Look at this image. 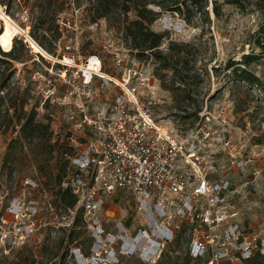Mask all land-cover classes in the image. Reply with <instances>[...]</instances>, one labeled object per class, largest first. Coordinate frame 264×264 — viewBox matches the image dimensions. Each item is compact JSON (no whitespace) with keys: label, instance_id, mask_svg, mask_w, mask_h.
<instances>
[{"label":"rangeland","instance_id":"1","mask_svg":"<svg viewBox=\"0 0 264 264\" xmlns=\"http://www.w3.org/2000/svg\"><path fill=\"white\" fill-rule=\"evenodd\" d=\"M69 1L56 16L61 36L51 44L49 55L30 38L31 14L35 9L25 4L24 0H14L9 7L1 4V26L6 31H15L27 44L25 48H19L17 59L11 62L9 72L12 69L14 72L9 80L10 92L14 93L18 88V92L22 94L27 89L29 103L26 108L36 104L38 119L52 122L54 118H59V122H67L64 114H68V111L62 105L63 77L66 75L69 78L76 72V68L69 67L79 66L88 73L95 70L104 76L99 70V59L103 71L108 73H113L117 68L116 61L119 58L129 60L128 65L136 60L151 69L158 80V97L152 107L153 117L162 124L173 122L175 125L186 126L196 120L194 117L181 118L179 106L183 105L180 100V94L183 93L176 89L179 84L174 82L189 74L187 83L180 85L195 99L191 101L188 112L199 105L203 106L206 100L211 103L220 101L228 106L232 126L231 153L238 159L249 160L245 172H241L236 166L224 172L232 182L228 203L237 212V217L244 226L262 230L263 234L264 88L235 80L231 68L227 69L226 66L229 61L238 62L242 54L256 49V40L264 37V11L260 12L249 3H245L244 8H239L226 0H208L205 8L208 19L196 12L189 23L179 14L162 13L151 25L154 31L164 34L159 49L163 54H174L183 46L180 61L176 63L166 59L164 64L168 62L169 67L163 69L162 62L154 55L138 57L124 39L122 31L109 26L104 18L92 22L88 15V3L75 7L72 0ZM30 2L33 0H29ZM213 3L220 10L219 16H215L212 11ZM6 8L8 15L4 13ZM128 16L129 19L135 18L132 12ZM36 34L43 43L49 44L51 34H44L40 30ZM171 41L174 42L170 45L172 50L169 47ZM30 43L43 55L36 52ZM0 48L3 49L1 46ZM80 62L83 64H78ZM248 68L259 76L264 86V56L251 63ZM18 129V125L11 124L0 130V210L3 209L0 219V264H71L76 261L77 256L84 259V263L94 264L92 258H98V255L89 248L87 231L79 237L77 243L73 241L67 247L68 229L63 230L60 226H67L65 223H69L68 214L45 206L57 186V167L39 170L30 161L29 155L25 157L30 153L27 144L23 149H20L17 142L11 144ZM63 136L65 141L67 135L63 133ZM64 141L58 143L64 145ZM9 146L10 153L16 158L12 173L8 169L9 165L4 171L1 170L2 158ZM34 183L39 186L34 187ZM31 199L39 201L35 205L36 210L30 208ZM12 205L15 208L13 213L9 209ZM102 212L104 214L100 213L99 217L107 216L110 226L116 221L131 227L135 224V210L131 199L115 197ZM24 223L29 224L30 229L27 230L28 233L21 235L19 227ZM74 248H79L80 254L73 255ZM187 248L186 237L179 236L162 253V264H169L170 260L177 257L182 262L187 255L190 256ZM54 254L57 255L56 258ZM103 255L102 253L100 257ZM117 255L115 254L116 257ZM118 256L117 264H144L137 258ZM110 260L113 261L112 258ZM187 264H202V259L190 257Z\"/></svg>","mask_w":264,"mask_h":264},{"label":"built area","instance_id":"2","mask_svg":"<svg viewBox=\"0 0 264 264\" xmlns=\"http://www.w3.org/2000/svg\"><path fill=\"white\" fill-rule=\"evenodd\" d=\"M124 60L119 58L108 73L99 59L105 76L90 70L87 77L79 66H67L76 72L63 77L67 122L54 118L49 129L52 142L61 143L67 135L68 166L61 187L70 190L76 203L67 209L65 225L80 208L91 250L98 255L94 264H117L118 255L158 264L181 235L190 257L202 264H242L264 255V233L244 226L227 199L232 182L224 172L232 166L245 172L249 161L231 153L228 106L206 100L192 124H162L152 114L158 80L143 63ZM115 197L132 200V227L121 221L110 226L107 216L99 217ZM38 202L31 199V210ZM47 205L52 208L49 200ZM9 209L13 213L14 205ZM19 228L25 235L30 225ZM80 258L71 264H87Z\"/></svg>","mask_w":264,"mask_h":264},{"label":"trees","instance_id":"3","mask_svg":"<svg viewBox=\"0 0 264 264\" xmlns=\"http://www.w3.org/2000/svg\"><path fill=\"white\" fill-rule=\"evenodd\" d=\"M13 1L14 0H0V6L5 5L9 7ZM226 1L239 8H244L245 3H249L254 5L260 12L264 11V0ZM24 2L35 9L31 14L30 38H32L33 42L39 46V48L49 55V53H51V44L61 36L56 16L58 12L62 11L65 4L70 3V1L33 0V2L29 3V0H24ZM72 3L75 7H80L88 3L90 7L88 15L91 17L92 22L104 18L109 26L113 28L116 27L122 31L124 39L130 44L131 50L134 49L136 51L135 53L138 57L141 58L149 54L154 55L162 62L161 67L163 69L169 67L168 62L164 64L166 59L175 61L176 63L180 61V50L183 46H181V49H177L174 54L170 52L163 54L159 46L162 43L164 34L154 31L151 28L152 23L164 12L179 14L189 23L192 21L196 12H199L208 19L207 10H205L206 6H208V0H72ZM211 8L214 15L219 16L220 10L216 4L213 3ZM131 12L135 15L134 19H129L128 14ZM4 13L7 15L9 14L7 8ZM39 30L43 31L44 34H51L48 38V45L38 38L36 33ZM17 35L15 31H6L3 27L0 33V46L3 48H0V130L8 128L11 124L18 125V134L11 139L10 143H19L20 149H23L27 144L30 153L26 154L25 157L29 155L30 161L35 164L39 170L51 166H53V168L57 167L55 176L57 186L54 190V194H51L52 198H50L51 200H49V202L52 208H55L56 212L59 209L67 213V209L73 208L76 203V197L70 190L61 187V181L65 177L67 170L68 160L64 158L67 149L58 142H51L52 135L49 129V122L37 118L36 104L31 105L30 108H26L29 103L28 90L26 89L22 94L18 92V88L14 93L10 92L11 87L9 80L14 72L13 69L11 70L12 72H9L12 65L11 62L17 59L16 54L19 48H25L27 45ZM169 43V47H171L174 42L171 41ZM30 45L36 52H39L34 44L30 43ZM255 45L258 51H256V49H251L250 52L242 54L238 62L229 61L226 67L227 69L231 68V73L235 80L244 81L247 85H257L264 88L260 81L261 79L255 72L248 68L251 63L264 56V37L257 39ZM39 53L42 54V52ZM240 64L244 65V67H241ZM188 78H190V75L185 74L174 82L179 84L176 86V89L183 93L180 94V100L183 105L179 106V110L182 111V119L194 117L195 120H197L201 105L192 112H188V107H190V104H192L195 99L190 92H185V88L180 86L181 84H186ZM10 150L11 148L9 146L7 153L2 158L1 170L4 171L6 166L9 165L8 169L11 170L12 173V170L15 169L14 162L16 158L10 153ZM2 216L3 209L0 210V219ZM60 227L63 230L66 228L68 229L67 247L73 241L77 243L79 237L86 232L85 224L82 219V210L79 208L75 212L74 218L69 226ZM89 238V248H92V238L90 236ZM54 255V258H56L57 255ZM161 261L162 260L159 261V264H162ZM189 261L190 256L187 255L182 262H180V258L177 257L170 260L169 264H187ZM242 264H264V255L257 253L251 258L243 260Z\"/></svg>","mask_w":264,"mask_h":264},{"label":"bare ground","instance_id":"4","mask_svg":"<svg viewBox=\"0 0 264 264\" xmlns=\"http://www.w3.org/2000/svg\"><path fill=\"white\" fill-rule=\"evenodd\" d=\"M20 30V29H19ZM1 33V32H0ZM82 70H84V72L86 71L85 69H82ZM85 75L87 76V77H89V74H88V72H85ZM103 75L105 76V74L103 73ZM164 128H165V126H163Z\"/></svg>","mask_w":264,"mask_h":264},{"label":"water","instance_id":"5","mask_svg":"<svg viewBox=\"0 0 264 264\" xmlns=\"http://www.w3.org/2000/svg\"><path fill=\"white\" fill-rule=\"evenodd\" d=\"M2 31V26H1V30H0V32Z\"/></svg>","mask_w":264,"mask_h":264}]
</instances>
